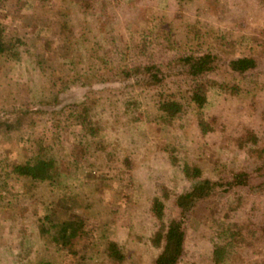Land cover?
Returning <instances> with one entry per match:
<instances>
[{"label": "rangeland", "instance_id": "rangeland-1", "mask_svg": "<svg viewBox=\"0 0 264 264\" xmlns=\"http://www.w3.org/2000/svg\"><path fill=\"white\" fill-rule=\"evenodd\" d=\"M199 1L201 4L206 3L203 6L209 7L208 0ZM209 1L214 2V0ZM215 1L220 13L218 23L215 20L204 19L195 4L184 3L182 7H179L174 0H140L134 5L123 4L122 9L114 13L119 25L113 26L116 36L123 41H125L124 37L136 34L137 31L155 32L166 28L169 23L172 26H179V18H183L185 25L187 22L196 21L200 27L203 25L219 28L228 26L236 36H242L226 56H255L258 60L257 69L249 77L254 79V84L246 81L249 79L242 80L240 84L238 83V90L229 94H224L216 87L207 89L203 113L213 131L202 126L206 132L201 134L190 116L185 119L175 118L167 127L158 126L155 122L156 114L153 107L144 99L145 96L141 98L147 91L138 87H127L129 82H106L91 86L69 84L58 93L55 105L47 108L39 102L40 95L50 91L47 88L49 79L46 72L42 74L32 72L30 59H26V64L23 61L17 64L0 63V123L10 125L8 129L3 125L0 126V166L7 162L24 161L37 148H34L37 142L46 140L44 143L47 144L48 138L55 133L60 135L59 143L57 139L54 140L58 145H54L50 153L64 159L67 150H71L72 141L80 140L83 133L80 126L66 124L68 115L66 106L83 102V96L87 92L99 90L114 92V97L106 99L108 95H105V102L101 109L104 118L115 114L119 116L123 109L127 110L126 113L132 111L134 118L129 128L127 117L124 118L122 115L118 117L119 122L115 125L119 130L118 142L124 150L119 151L117 157L125 159L126 164L117 163V166L108 171V177L104 180L96 177L94 182L82 188H87L86 191L89 192L88 198L92 202L89 211L84 208L80 197L75 204L76 212L88 217L89 224L100 225L95 231L92 229L96 233L95 237L100 238L98 235L104 234L107 239L97 241L94 237L95 246L88 244L87 248L75 258L66 255L65 252L58 250L56 245L50 243L51 233L44 238L38 236L32 221L34 214L42 216L48 212L41 206H47V203L54 200L59 193L55 189L42 186L37 189V192L44 197L43 203L46 205L36 203L30 206L29 201L25 200L21 194L28 183L14 184L10 181L8 187L11 188L10 191L14 197L12 208L0 207V264H152L158 248L154 245L151 236L158 225L148 214L150 199L154 194L160 193L162 187H166L169 195L164 201V219L179 218V212L173 204V196L188 187L177 167L169 162L167 154L169 147L175 149V152L188 151L193 145L192 142L198 143L199 149L195 155L198 157L194 160L201 159L205 163L202 165L205 173L203 176L208 179L213 176L209 171L207 172V163L214 158H218V164L226 166L227 173L231 163H233L231 167L236 169L237 166L243 165L244 167L249 165V169L250 167L252 169V155L255 157L256 154L252 153L248 161L244 159V154H235L233 138L241 134L243 129H247L249 132L256 133L261 137V141H264V6L254 0ZM23 2L24 5L14 10L15 16L29 12V7L35 3L34 0H23ZM56 7V0L48 1V9L54 10ZM8 13L4 8L0 10V22L10 23L11 18L8 15L7 18L4 16ZM13 23L14 21L12 25ZM39 34L47 35L42 32ZM14 38L13 35L5 36L4 41L6 44H13ZM180 40L184 43L182 36ZM153 57V53L146 55V59L150 61L156 58ZM56 67V63L46 61L42 66L46 70ZM94 69L100 72L99 62L94 63ZM223 77L221 74L209 76L217 82ZM227 78L231 83L238 81L236 78L232 80L229 76ZM117 97L120 98L118 102L115 99ZM31 98L33 100H30ZM55 110L63 111L55 118L41 114ZM16 115H20L19 119H16ZM110 118L107 121H111ZM64 125L67 126L63 127ZM60 127L62 132L58 134ZM85 132L84 136L89 140L90 137ZM226 139H229V142ZM114 174L121 179H128L129 184L126 190H121L120 186L123 182L117 183L110 180L111 175ZM251 175L252 173H250L248 185L250 188L253 187L251 189L253 191H236L226 186L214 188L206 198L195 201L190 210L183 214L182 227L185 236L183 254L178 264H212L209 259L210 252L212 245L217 243L213 237L214 234L218 229L225 231L228 225L231 233L234 231L238 233L234 237L243 239L245 242L244 232L247 226L240 230L242 223L249 225L248 229L255 231L259 239L255 240L251 247L238 248L233 245V248L224 254L226 258L220 260L218 264H248L264 260L262 254L264 238L260 237V226L264 227V185L262 187L258 185L264 181V178L254 176L253 178ZM81 182H83L82 177L75 174L64 181V185L73 191H80L83 186L80 185ZM234 195L244 198V201L236 210H228L226 206L227 204L228 207L233 206L231 200ZM249 207L253 210L250 211ZM31 209H34V213ZM110 211L113 212L108 218L109 227L103 230L102 221H98ZM99 213L100 218L94 217L97 219L96 222L93 215ZM251 217L254 222L246 224V219L250 221ZM232 224L234 227L231 226ZM244 242H240L239 246L241 247ZM221 243L219 245H223ZM111 244L115 245V250L120 255L119 259L116 257L113 259L110 256ZM241 250L243 253L250 252L252 255L244 256ZM232 252L233 256H231Z\"/></svg>", "mask_w": 264, "mask_h": 264}, {"label": "trees", "instance_id": "trees-1", "mask_svg": "<svg viewBox=\"0 0 264 264\" xmlns=\"http://www.w3.org/2000/svg\"><path fill=\"white\" fill-rule=\"evenodd\" d=\"M48 1L34 0L35 3L29 7V12L15 16L13 12L24 5L23 0H0V10L2 8L7 10L10 15L8 13L4 16L7 18L8 15L11 18L9 24L4 23L5 21L0 22V63L17 64L22 61L25 63L26 59H30L32 72L39 74L46 72L49 79H47L49 83L47 88L50 91L40 95L39 102L47 108L55 105L58 93L69 84L91 86L106 82H129L127 87H138L147 91L141 98L145 96L144 99L153 107L158 126L167 127L175 118L185 119L190 116L202 134L206 132L202 126L213 131L203 113L208 88L216 87L224 94H229L238 90V83L240 84L242 80L249 79L246 81L254 84V79L249 77L257 69V58L253 55L226 56L242 37L236 36L228 26L200 27L196 21L187 22L185 25L183 18H179V26H172L169 23L166 28L155 32L137 31L136 34L124 37L125 41H123L115 34L113 26L119 25V22L116 21L114 13L122 9L123 4L134 5L140 0H56L57 7L54 10L47 8ZM254 1L264 6V0ZM174 2L179 7L184 3L195 4L204 19L219 22L217 19H220L218 18L220 13L215 0L214 2L208 0L209 7L203 6L206 3L201 4L199 0H174ZM13 21L14 25H12ZM39 32L47 35H40ZM9 35L15 36L13 44H6L4 41L5 36ZM181 36L184 43L180 40ZM179 49L183 50L179 52ZM148 53L149 55L153 53L157 60L146 59ZM45 61L54 62L57 67L43 69ZM96 62L101 65L100 72L94 69ZM216 74L224 77L219 82L209 78ZM227 76L238 81L231 83ZM113 93L110 90L87 92L83 96V102L66 106L68 113L66 124L80 126L83 133L80 140L72 141L71 150H67L64 159L50 153L53 146L58 145L54 140L57 139L59 143L60 135L55 133L48 138L47 144H45L46 140L45 143L37 142L34 145V148H37L24 161L7 162L0 166V207L3 209L12 208L14 197L11 188L8 187L10 181L14 184L28 183L21 194L29 201L30 206L36 203L46 205L43 203L44 197L37 192L42 186L55 189L59 193L54 200L47 203V206H41L48 212L42 216L34 214L32 221L38 236L44 238L51 233L50 243L74 258L85 250L88 244L95 246V239L97 241L107 239L104 234L98 235L100 238L95 237L96 233L92 229L95 231L100 225L89 224V218L75 210V204L80 198L86 210L89 211L92 207L87 188H82L94 182L96 177L104 180L108 177V171L117 166V163L126 164L125 159L117 157L118 152L124 150L118 142L119 130L115 125L119 122L118 117L122 115L124 118L127 117L129 128L134 120L133 112L126 113L127 110L123 109L119 116L116 114L110 116L111 121H107L109 118L103 117L101 109L105 95H108L106 96L108 99L115 96ZM32 98L30 100H33ZM115 99L117 102L120 100L119 97ZM61 112L55 110L41 114L55 118ZM16 116V119H19L20 115ZM1 125L7 129L10 126L5 123H0ZM61 128L58 134L62 132ZM84 132L90 137L89 140L85 138ZM242 133L233 138L234 153L244 154L246 161L252 153L256 154L255 157L252 155V169L251 167L249 169V165L237 166L236 169L231 167L233 166L231 163L227 173L226 166L218 164V158H214L209 163L206 162L207 172L209 171L213 176L211 179L203 176L205 173L202 165L205 163L201 159L194 160L198 157L195 156L199 149L198 143L192 142L193 145L188 151L175 152L172 147L167 149L169 162L177 167L188 187L173 196V204L179 212V218L164 219V201L169 195L166 187H162L160 193L154 194L150 199L148 214L158 225L151 236L154 245L158 248L152 264H178L183 254L185 236L182 227L183 214L190 210L195 201L206 198L214 188L224 186L236 191H253L251 190L253 187L250 188L248 185L250 173H252L251 177L264 178V141L247 129H243ZM226 140L229 142V139ZM219 165L222 169H218ZM75 174L80 175L83 180L80 191H73L64 185V181ZM110 180L123 182L120 186L123 191L129 184L128 179H121L117 174L111 175ZM258 185L262 187L264 181ZM231 201L233 206L228 207L227 204L226 207L234 211L239 208L244 198L234 195ZM31 210L34 213V209ZM249 210L252 211L253 208L249 207ZM112 212L104 214L103 219L98 221H102L103 230L108 226V218ZM100 213L93 215V218H100ZM94 220L97 222L96 218ZM248 222H254L253 218L251 217L250 221L246 219L245 223ZM231 226L234 227L233 224ZM240 226V230L247 226L244 232L245 242L243 239H236L234 236L238 233L236 231L231 233L228 225L225 231L218 229L214 234L217 243L214 241L210 252L209 259L212 264H218L220 260L226 258L224 254L231 250L233 245L238 248L251 247L255 240L259 239L255 231L248 229L249 225L242 223ZM260 227V237L264 238V227ZM220 242L223 245H219ZM240 242H244L241 247ZM109 249L110 256L119 259L120 255L115 250V245L111 244ZM241 251L243 253V250ZM243 254L252 255L250 252ZM262 254L264 255V251ZM248 264H264V260Z\"/></svg>", "mask_w": 264, "mask_h": 264}]
</instances>
